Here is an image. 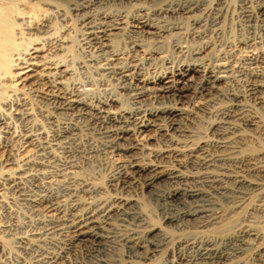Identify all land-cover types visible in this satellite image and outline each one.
Returning <instances> with one entry per match:
<instances>
[{
	"label": "bare ground",
	"instance_id": "6f19581e",
	"mask_svg": "<svg viewBox=\"0 0 264 264\" xmlns=\"http://www.w3.org/2000/svg\"><path fill=\"white\" fill-rule=\"evenodd\" d=\"M39 1L0 0V250L7 261L116 264L121 246L149 260L174 243L180 257L161 264H248L251 255L264 264V72L250 73L244 90L225 93L229 66L197 55L160 76L153 102L143 103L142 91H133L142 81L134 67L112 62L102 69L138 100L126 108L114 94L87 99L91 82L65 87L72 69L56 56L66 42L44 50L56 0ZM227 3L214 9V32L223 31ZM241 7L252 29L248 43L264 48V0H241ZM212 10L206 2L172 3L141 17L138 32L154 37L153 17L168 11L182 17ZM95 19L87 34L112 42L115 23ZM33 35L42 45L28 47ZM246 60L263 62L264 50ZM132 79L137 83H127ZM207 113L208 132L199 135ZM146 132L162 146L146 144ZM101 153L122 157L106 183L92 172ZM144 195L177 209L164 218L175 233L152 223L144 232L124 228L129 218L146 224Z\"/></svg>",
	"mask_w": 264,
	"mask_h": 264
},
{
	"label": "rangeland",
	"instance_id": "374dc122",
	"mask_svg": "<svg viewBox=\"0 0 264 264\" xmlns=\"http://www.w3.org/2000/svg\"><path fill=\"white\" fill-rule=\"evenodd\" d=\"M19 1L31 3L37 0ZM193 1H198L200 3L206 2L207 6L211 7L213 10L210 13L206 12L207 14L205 12H198L196 15L192 13L190 16L182 17L172 16L171 12L168 11L164 13L165 16L164 14L159 17L151 16L154 19L153 22L159 26V29L156 27V31L159 30V33H156L154 37L141 35L140 32H138V28L141 26L139 24L141 17H145V19L150 18V15H152L151 13L158 12L161 8H169L172 3L183 4ZM218 1L219 0H135L132 5L127 6L122 4L120 0H56L55 7L48 10L49 16L53 21V31L51 32V34H53L52 41L44 43L43 47L46 52L54 53L58 41L66 42L64 44V50L58 52L56 58L64 56L62 58H65L72 69V73L67 76V80L66 78H64L65 81L63 80L64 83L66 82L65 87L67 90L72 92L81 88L82 84L91 82L92 85L84 87L90 94L89 96L87 95V99L94 98V100L96 99L95 101H97L99 98V100H105L108 99V97H112L114 94L120 96L122 106L126 108H131L134 100H138L135 98L137 95H131L135 90L137 93H141L142 91L143 94L141 98H139L141 102L150 103V100L153 102L156 88H159L158 78L163 74L172 72L177 65L189 62L197 55V57H209V59H211L210 61L214 64L221 62L229 66V73L232 75L233 80L221 84L220 87L222 92L242 91L245 89L247 83L252 81L250 73L264 72V61L257 60L258 62L254 61V63H251L246 59L249 55L263 51L264 48L248 43V38L252 36V29H250V22L247 17L244 16L241 0H228V11H224V13H226V19L223 17V23L221 24L224 32H214V28H212L211 25L214 21V16L216 17V11H214V9L217 7ZM39 2H41L39 5L42 8L48 7L45 6L44 3L42 4V1ZM143 7L144 10H141ZM143 11H146L145 13L148 12V15H145ZM95 17L103 23H113V25L115 23L117 28L114 31V36L111 37V39L113 38L112 42H110V40L109 43H107V41L101 38V40L91 39L90 35L87 34L89 33L88 22L96 20ZM199 19L204 20L202 23H206H204V25L202 23V25L198 24L197 20ZM257 22V25L262 24L259 21ZM174 27H177V29ZM31 38L34 40L31 41V43L27 42V44H29L28 47L42 45V41L37 40L36 35L31 36ZM112 62H115L114 64L120 63L121 66H133V71H136V74H138L137 77L142 80L141 83L138 84V87L134 85V83H137V80L132 79L127 83L134 85L133 91L121 89L122 84L118 76L112 75V73L102 69L113 64ZM106 63L109 64L106 65ZM31 87L34 86L26 85L25 88L30 89ZM37 87H39V89H49V87H45V85H39ZM134 92L132 94L136 93ZM216 106V108H209L213 109L212 111H216L220 105ZM184 107L192 109L194 105L187 103ZM259 112L261 115L264 114L262 108H259ZM202 114L203 116L205 115V113L200 112L201 116ZM207 115L209 116V114H206L207 119L204 118L205 121H202L201 124L199 123L200 125L197 126V128L200 127V130L197 129L200 131H198L199 135H202L203 132V135H205L207 134L206 132H208L209 123H206V120H208ZM155 136L156 133L146 132L141 135V139L154 148H160L161 142L150 139ZM262 146H264V141L261 142L259 148ZM121 158V155L117 153H101L100 160L102 164L94 165L92 172L100 176L98 177L102 183H106L110 171ZM142 200L144 204L142 207L144 208H141V210L144 212L142 213L145 217L144 223L146 222V224H142V222L138 225V222L129 218L124 223L126 226H123L124 228L128 227L130 229V227H135V229L137 228L144 232L145 227H147L146 225L152 223L166 228L172 234L176 232V227L166 224L164 219L166 216L176 213L177 209L175 207L169 204L166 205V203L164 204V202L147 197L146 195H144ZM53 214L54 213H48V216H52ZM120 249L117 255L118 257L116 256L118 259V261H116L117 263L115 262L116 264H161L164 261L177 260L178 257H180V251L174 243H172L168 250L162 251L160 254L158 253L149 260L142 258L141 255L132 252V250L127 247L121 246ZM7 257L4 255L3 251L0 250V264H11L12 261L8 262L6 259ZM247 263L260 264V259L256 255H251L247 258Z\"/></svg>",
	"mask_w": 264,
	"mask_h": 264
}]
</instances>
